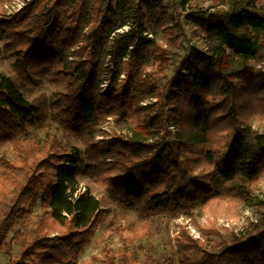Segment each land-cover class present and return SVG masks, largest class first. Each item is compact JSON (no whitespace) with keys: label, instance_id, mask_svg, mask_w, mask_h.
Masks as SVG:
<instances>
[{"label":"trees","instance_id":"1","mask_svg":"<svg viewBox=\"0 0 264 264\" xmlns=\"http://www.w3.org/2000/svg\"><path fill=\"white\" fill-rule=\"evenodd\" d=\"M5 1L4 49L24 79L49 74L65 83L52 103V119L84 145L90 182L143 218L197 206L223 212L252 200L249 184L264 179V133L251 127L264 120L258 0H216L218 11L200 7L188 16L214 46L192 47L183 57L186 30L162 0H148L149 17L134 0H30L7 18ZM147 21L163 31L165 44L150 36ZM105 48L107 68L100 63ZM117 60L126 64L120 86ZM150 62L157 73L147 72ZM172 67L174 78L158 84ZM144 100L152 102L139 105ZM44 117L43 107L0 73V149L10 143L16 157H4L0 172V252L8 264H79L87 243L112 226H103L101 203L89 190L77 192L80 166L73 154L57 136L48 133L42 144L32 130ZM109 120H133L141 130L110 136ZM39 206L31 237L18 226ZM252 228L221 232L211 226L202 229V241L183 227L174 241L178 264H264V223ZM136 235L125 240L124 264H173L148 253L142 259L130 246L148 233ZM108 254L105 264H114Z\"/></svg>","mask_w":264,"mask_h":264},{"label":"rangeland","instance_id":"2","mask_svg":"<svg viewBox=\"0 0 264 264\" xmlns=\"http://www.w3.org/2000/svg\"><path fill=\"white\" fill-rule=\"evenodd\" d=\"M162 2L173 8L175 17L181 19L184 29L186 30L189 43L181 48V57L185 56L187 50H190L192 47L205 49L214 46L213 41L206 40L202 28L191 22L188 16L195 13L197 14L200 7L207 8L214 13L221 9V5H219L218 1L189 0L186 4H183L181 0H162ZM151 5L152 1L134 0V7H140L142 12L148 17L151 13ZM16 8V3H14L13 0H6L3 8L6 18L15 14L14 10ZM255 8L264 15V0H258L255 4ZM147 22L150 36L158 43L165 44L163 31L152 28L150 21ZM6 43V39L0 40V73L13 78L23 91L26 99L30 102H36L38 105L40 104L45 112L43 121L32 130L37 131L42 144L48 133L57 136L63 142L67 153L73 154L77 160L78 166H80V172L77 176V192L84 193L89 190L90 194L101 203V221L103 226L107 227L109 224H112L110 229H100L91 241L87 243L79 258V264H105L104 260H106L107 253L114 259V264H124L121 259V254L123 252L125 240L132 237L135 238L137 233L142 232L148 233L147 237L144 240L135 241L134 245L130 246V248H135L139 252L142 259H144L145 254L148 253L160 261H165L169 258L173 264H178L174 241L176 235H178L183 227L189 230L191 236L194 238L206 241V239L203 238L202 229H207L211 226L219 228L221 232L226 228L236 232H245L247 229H253L252 226H260L264 223V179L260 178H256L249 184L252 196L250 202L238 204L236 207L223 212L218 211L213 213L203 206H197L190 210L183 211L178 215L158 213L154 216L143 218L135 210L122 207L106 187L98 186L89 181L84 171V145L72 134L62 130L52 119L55 112L52 103L55 101L57 93L65 91V83L55 80L49 74L33 75L29 80L19 76L14 69L15 59L4 49ZM262 45L264 48V35ZM110 61V51L108 48H105L100 55L101 66L107 68ZM116 62L119 67L118 71L121 73L117 84L120 86V82L126 76V64L120 60ZM179 62L180 60H177L175 66H178ZM261 65L258 63L253 64V66L257 67ZM147 72L157 73L156 65L153 62H150ZM175 72V68L172 67L167 71V78L160 80L158 84H164L172 80ZM103 86H106V84L101 85L102 89ZM151 102L150 100H144L140 102L139 105H145ZM132 121H124L117 124L115 121L109 120V122L105 124V128L110 136L113 134H131L132 130H141L140 127ZM251 127L254 132L264 133V120H256L251 124ZM97 139H100V137H97ZM4 157L12 161L16 160L10 143H6L0 149V172L3 168L2 159ZM244 185L248 186V182L245 181ZM3 211L4 209L0 205V212ZM41 211L42 208L39 206L34 214L27 217L26 221L20 222L18 228H22L26 234L34 237L36 216ZM123 229L128 232H123ZM20 252V244L16 242L14 244V259L17 260L19 258ZM8 262V257L5 252H0V264H8Z\"/></svg>","mask_w":264,"mask_h":264},{"label":"built area","instance_id":"3","mask_svg":"<svg viewBox=\"0 0 264 264\" xmlns=\"http://www.w3.org/2000/svg\"><path fill=\"white\" fill-rule=\"evenodd\" d=\"M30 0H13L14 3H16L17 8L14 10L15 13L19 12L21 9H23L26 6V3ZM106 84V83H105ZM107 85V84H106ZM106 86H103V89H105Z\"/></svg>","mask_w":264,"mask_h":264}]
</instances>
